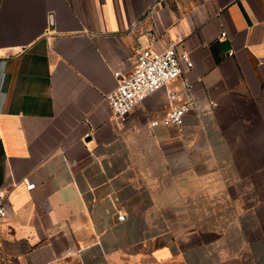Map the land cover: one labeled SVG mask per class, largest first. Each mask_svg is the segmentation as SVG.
Returning a JSON list of instances; mask_svg holds the SVG:
<instances>
[{"label": "crops", "instance_id": "crops-1", "mask_svg": "<svg viewBox=\"0 0 264 264\" xmlns=\"http://www.w3.org/2000/svg\"><path fill=\"white\" fill-rule=\"evenodd\" d=\"M172 42L184 131L163 89L118 125L114 72ZM0 188L1 264H264V0H0Z\"/></svg>", "mask_w": 264, "mask_h": 264}, {"label": "built area", "instance_id": "built-area-1", "mask_svg": "<svg viewBox=\"0 0 264 264\" xmlns=\"http://www.w3.org/2000/svg\"><path fill=\"white\" fill-rule=\"evenodd\" d=\"M177 42H172L164 50L143 49L130 70L126 72L115 71L117 80L115 89L105 96L112 116L118 125L125 127L131 113L151 94L161 89L165 90L169 110L162 118L152 121V126L164 125L175 127L184 131V118L196 106L191 84L184 78L186 70L193 67L189 55L180 53ZM230 55L233 51H230ZM184 78L179 88L173 84ZM26 190L32 191L36 184L24 180ZM16 183L12 187H15ZM10 193L0 188V250L4 238L2 227L9 216ZM119 221H124L125 216L119 215Z\"/></svg>", "mask_w": 264, "mask_h": 264}, {"label": "rangeland", "instance_id": "rangeland-1", "mask_svg": "<svg viewBox=\"0 0 264 264\" xmlns=\"http://www.w3.org/2000/svg\"><path fill=\"white\" fill-rule=\"evenodd\" d=\"M0 264H1V262H0Z\"/></svg>", "mask_w": 264, "mask_h": 264}]
</instances>
